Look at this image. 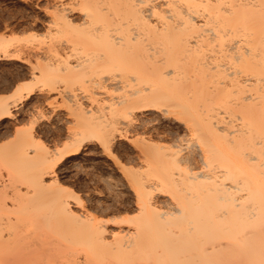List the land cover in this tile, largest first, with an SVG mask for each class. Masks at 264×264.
Segmentation results:
<instances>
[{"label": "bare ground", "instance_id": "obj_1", "mask_svg": "<svg viewBox=\"0 0 264 264\" xmlns=\"http://www.w3.org/2000/svg\"><path fill=\"white\" fill-rule=\"evenodd\" d=\"M58 1L47 27L59 36V47L74 53L50 67H35L39 73L33 69L28 81L0 95L1 138L24 115L32 118L26 128L13 127V148L0 144V160L9 165L4 179L0 174V264H41L42 259L56 264L50 259L58 241L27 232L31 219L21 198L29 191L24 178L30 183L35 178V186L55 187L51 215L57 225L48 215L49 229L65 224L81 232L89 250L71 264H99L100 258L103 264H259L264 259V0ZM9 46L10 39L0 36L5 57H12ZM61 72L98 84L99 93L113 99L96 109L72 99L68 113L77 120L65 121L69 151L72 140L79 147L95 136L111 157L106 138L116 137L119 116L132 110L151 105L166 115L171 107H183L185 115L179 116L187 115L181 120L187 136L170 145L143 140V151L155 152L146 171L130 169L137 213L127 220L129 227L113 235L107 221L74 210L70 191L57 178L46 181L67 153L50 154L52 143L43 140L60 134V125L38 128L40 110L23 102L40 79L51 85ZM119 88L118 94L112 91ZM44 91L40 100L51 88ZM200 98L216 105L200 110ZM149 99L154 102L146 103ZM78 119L81 131L76 130ZM148 121L139 125L155 136L171 133ZM177 142L179 155L173 150ZM33 163L37 174L28 177L23 169ZM161 193L168 195L160 198ZM65 236L73 240L74 235Z\"/></svg>", "mask_w": 264, "mask_h": 264}, {"label": "rangeland", "instance_id": "obj_2", "mask_svg": "<svg viewBox=\"0 0 264 264\" xmlns=\"http://www.w3.org/2000/svg\"><path fill=\"white\" fill-rule=\"evenodd\" d=\"M55 1L58 0H0V36H6L10 39V46L8 49L12 54V57H5L2 52L0 53V95H10L18 84H23L28 81L31 78L33 69L36 73H39V69L35 67H50V64L57 63V58L61 57L64 59L66 56L74 53L66 52L68 49L59 47L60 45L55 41L59 36H57V34L53 35L54 32H52L51 25H48L49 28L47 27V24L52 23L50 20L52 18L51 13L53 12L51 7L55 8ZM35 86L36 88L34 91L23 103L24 105L28 104L32 106V108H36L38 111L40 110L37 123L40 127L38 128L47 126L50 123L51 125L59 123L60 129L63 126L62 135L61 133L52 134L55 138L57 137L56 139L52 135H46L43 139L47 140L45 142L49 144L52 143V149L54 147L62 148L65 142L70 141L66 135L68 132L66 126L70 124H66L65 121L66 119L71 121L77 120L74 119L75 117L73 115L70 116L68 113V105L73 103L72 99H76L84 106H88L92 109H96L99 106L106 107V105L109 106V104L113 102L111 96L108 95L103 97L99 93L101 89L98 84L80 80L75 81L70 79L64 72L57 73L56 81L51 85H44L43 81L40 79ZM50 88L51 92L48 98L40 100L42 99L40 98L41 93L46 92L44 90H50ZM186 89L187 88L184 87L182 89L185 100L187 99L185 95ZM112 91L118 94L122 92V89L119 88ZM193 96L195 95L193 94ZM192 99H194V97H192ZM145 102L153 103L154 99H149ZM160 102L172 103V101L167 99H162ZM202 104L203 105H197L198 109H207L209 106L213 107V105H216L215 103L211 104L208 100H204ZM170 110L168 114L163 115L156 107H151L150 105L141 110H132L133 112L131 113L122 114L119 116V122L116 125L118 128L114 130L113 133V136L116 137L114 139H109L107 135L108 137L106 138L111 145L110 152L113 156H111L112 158L109 156L110 153L105 150L101 139L95 136L87 137L82 141L79 147H76L75 151L67 152L62 159L57 158L59 162L54 165L52 173L50 174L51 176H46V181L53 182L54 179L56 180L57 178L59 183L70 191V197H68L74 210L76 212L78 211L77 213L83 216L96 215L95 217L98 219L104 220L105 222L107 221L106 224L109 235L116 234L120 232L121 229L125 230L129 227V222L127 220L137 213L136 182L131 178L130 169H134L135 171L138 169L139 172L146 171V167H148L146 164L149 162L148 159L150 160L155 152V149L152 147L149 151L147 150L148 153L147 151H143V140L145 139L147 142L149 140L150 142L148 143L152 141V144L156 143V145L158 143L160 145H170L177 140L178 137L187 136L185 123L181 122L182 118L187 115L183 117L179 116L182 113L184 114V108L171 107ZM179 112L181 113L179 114ZM23 118L21 122H17L13 125L10 124L12 128L9 130L10 132L8 131L9 133H6V135H9H7V138L6 136L5 138L2 136L3 139L0 137V144H10L14 142L15 138L13 135L15 133L13 127L26 128L30 125L32 118L30 119L29 115H24ZM142 119L145 121L149 120L147 122L149 124H156L159 126L158 128H160V130H169L166 132H171L173 135H171V133L165 135L166 133L164 132L160 134V137H162L160 139L159 136H155L154 132H148L151 129L147 127L141 128L139 124ZM58 120L60 122H58ZM78 120L80 121H78L76 130L81 131L83 129L81 128L83 127V121L81 119ZM37 124L35 125L37 126ZM162 134L164 135L162 136ZM52 137L54 141L56 140L57 145H55L54 141L50 140ZM58 137L60 141L57 140ZM11 144L10 147L13 148L14 146L12 147ZM144 154L148 156L145 157ZM70 156L77 157V159H69L68 162L65 163L64 161ZM194 164L195 163L191 165L195 166ZM8 166L7 163L0 160V174L2 173L1 176L3 179L6 177V172L8 173ZM37 169V165L33 163L27 165L25 169H23V172H25L28 177L32 175L35 176L37 174L35 173ZM4 175L5 177H3ZM24 180L29 188V191H26V193L21 196L22 202L26 206L27 216L31 219L29 223L26 224L29 225L28 234H32V236L34 235L36 238L40 237L48 240L54 239V241L56 240L55 242L58 241L59 247L56 248V255L50 259V263L71 264L76 257L83 256L84 253L89 250L86 246L87 244L81 243L83 241V236L82 234L80 235L81 232L77 230L72 231L71 228L65 224L62 225V228L58 226L59 229H57L52 223V228L55 227L56 229L54 228L55 231L51 230L52 228L49 229L50 227L48 228L45 223L46 216H52V221L57 225L55 222L57 218L51 215L53 200L55 198V187L32 185V183H36L35 178L32 183L26 178H24ZM155 192L157 193V191ZM167 195V193H161L159 197L161 196L160 198H164L167 197ZM79 201L81 204H78ZM162 205L164 206L165 203ZM69 233L74 235L73 240H68L66 238L65 234ZM110 239H112V237H110L109 240ZM39 261L41 264H44L45 261L49 260L42 259ZM98 261L99 264L104 262L101 258ZM2 264L10 263L6 260L2 262Z\"/></svg>", "mask_w": 264, "mask_h": 264}, {"label": "snow or ice", "instance_id": "obj_3", "mask_svg": "<svg viewBox=\"0 0 264 264\" xmlns=\"http://www.w3.org/2000/svg\"><path fill=\"white\" fill-rule=\"evenodd\" d=\"M6 115H11V113H6ZM60 132H61V135L63 133V128L60 129ZM56 133L53 132V135H55ZM79 143L78 140H72L71 141V150L72 151H75L76 150V145ZM181 145L179 144V142H177L176 145H174V152L179 155L180 153V149H181ZM70 150L69 148V142H65L63 147L62 148H53V149H49V153L51 154L53 151L55 152L56 156L57 157H60V156H63L66 152H68ZM71 159V160H75L77 159V157H73V156H70L68 157V159H66L64 162L67 163L68 160ZM53 163H55V161H53ZM259 264H264V259H261Z\"/></svg>", "mask_w": 264, "mask_h": 264}]
</instances>
